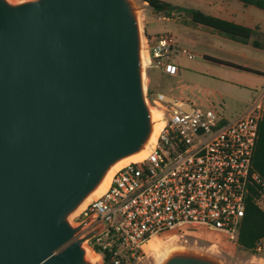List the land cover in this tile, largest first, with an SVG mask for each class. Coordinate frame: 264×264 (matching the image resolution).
Listing matches in <instances>:
<instances>
[{"label": "water", "instance_id": "95a60500", "mask_svg": "<svg viewBox=\"0 0 264 264\" xmlns=\"http://www.w3.org/2000/svg\"><path fill=\"white\" fill-rule=\"evenodd\" d=\"M143 35L132 0H0V264H94L70 216L152 135Z\"/></svg>", "mask_w": 264, "mask_h": 264}, {"label": "built area", "instance_id": "2783aa9c", "mask_svg": "<svg viewBox=\"0 0 264 264\" xmlns=\"http://www.w3.org/2000/svg\"><path fill=\"white\" fill-rule=\"evenodd\" d=\"M144 37L148 66L168 75L180 72L175 56H196L172 34L150 39L144 31ZM147 97L159 115L157 140L73 217L75 226L86 221L75 238L96 230L84 243L97 264L139 262L154 238L186 248L241 249L248 201L264 211V179L253 163L264 94L231 117L160 91ZM243 251L264 264V236Z\"/></svg>", "mask_w": 264, "mask_h": 264}, {"label": "rangeland", "instance_id": "374dc122", "mask_svg": "<svg viewBox=\"0 0 264 264\" xmlns=\"http://www.w3.org/2000/svg\"><path fill=\"white\" fill-rule=\"evenodd\" d=\"M21 1L26 0H14V2ZM132 1L141 16L143 31H147L151 35L155 33L172 34L186 45L188 49L191 45L185 37L187 33L191 31L197 35L205 36V33L201 30H193L184 26L185 16L183 14L177 12L172 16H167L164 13L155 12L148 3L143 2V0ZM165 1L171 3L173 6L202 8L197 5L199 3L196 0ZM231 1L233 5L241 7L243 11L245 10L251 14L254 13L256 18H258L255 22L264 24V10L255 6H248L245 8L240 1ZM163 17L167 19H163ZM205 29L204 31H214L209 28ZM209 36L213 39L211 43L207 44L201 41L193 47L195 51L201 54L200 56L197 55L192 59L183 55L175 56L173 60L181 68L178 75L171 76L161 69L147 66L145 69L146 90L149 91V89H152L153 91H160L170 97L190 101L202 108H213L222 112L227 117L235 116L249 106L252 98L264 94V77L250 71L203 60L202 54L205 52L235 60V58L227 53V50L232 48L233 44L225 43L212 35ZM236 60L241 64L251 66V68L264 69L262 63L259 62L253 63L239 59ZM164 242L169 250L171 248H174V250L179 248V246L170 241ZM149 246L150 245L146 246V256H144L141 261L135 262L134 264H162L165 261V256L161 258L158 257L156 252ZM191 249L208 254L219 260L222 264H258L252 263L249 254L239 248L234 250L221 248L220 251L196 247ZM163 251L165 250L163 249Z\"/></svg>", "mask_w": 264, "mask_h": 264}, {"label": "trees", "instance_id": "16d2710c", "mask_svg": "<svg viewBox=\"0 0 264 264\" xmlns=\"http://www.w3.org/2000/svg\"><path fill=\"white\" fill-rule=\"evenodd\" d=\"M148 5L157 13H164L167 16H172L175 13L183 14L185 19H189L191 23L195 25H202L205 27L212 28L224 35H227L236 40L246 41L252 36L257 35L259 27L252 28L228 19H224L213 14L207 13L201 9L189 8L185 6H173L171 3L165 0H144ZM245 6H255L259 9L264 10V0H238ZM147 36L152 39L153 36L145 32ZM214 60L215 62L226 64L229 66L236 67L238 69L259 73L260 71L244 67L235 64L230 61L215 57H206ZM149 94L154 93L152 89H149ZM253 163L255 169L260 173L264 179V115L259 126V136L257 139ZM264 236V211L255 204L252 200L247 203L246 215L243 219V224L240 230L239 246L243 250L250 251L255 245L256 241ZM106 261L109 262V257H106Z\"/></svg>", "mask_w": 264, "mask_h": 264}, {"label": "crops", "instance_id": "0c3cea01", "mask_svg": "<svg viewBox=\"0 0 264 264\" xmlns=\"http://www.w3.org/2000/svg\"><path fill=\"white\" fill-rule=\"evenodd\" d=\"M196 1L199 3L197 5L202 7L201 10H203L207 13H210V14H213L215 16H218V17H221L224 19H228L230 21H234L236 23H240V24L252 27V28L259 27L257 30V35L252 36L249 40L242 41V40L233 39V38H231L227 35H224V34L218 32L212 28L205 27L202 25H195V24L191 23L189 19H185L184 23H183L184 26H186L187 28L193 29V30H201L202 32L205 33V36H204V35H197L194 32L190 31L189 33H187L185 35L186 39L189 41V43L191 45L189 49L193 53H195L196 56L197 55L200 56L201 54L199 52L195 51L193 49V47H195L198 44V42H201V41H202V43L203 42L207 43V44L211 43L213 41V39L210 38L209 35H212L213 37L220 39L225 43L233 44L232 48L227 50V53L230 54L231 57L235 58V60H232V59L226 58V57H222V56L219 57V56L211 55V54H208L207 52L202 54L203 60L215 62L214 60H212L210 58H206V57H215V58H219V59H223L226 61L233 62L235 64H238V65H241L244 67L251 68V66L241 64L240 62H238V60H236V59H239V60H244V61H250L253 63L259 62V63H262V65L264 67V24H262L260 22H255L256 19L258 20V18H256L254 13L251 14V13L246 12L245 10L243 11L241 9V7L233 5L231 0H196ZM242 5L245 8L248 7V6H245L243 3H242ZM189 8H191V7H189ZM197 9H199V8H197ZM205 28H209V29H212L214 31H212V32L204 31V30H206ZM158 35H159V33L152 34L153 37L158 36ZM178 41L180 42V44H182L183 46L186 47V45H184L179 39H178ZM215 63H218V62H215ZM219 64H222V63H219ZM222 65H226V64H222ZM226 66H229V65H226ZM231 67H233V66H231ZM234 68H236V67H234ZM253 69H256V70L261 72V74H259V73H255V74H258V75L264 77V69L263 68H253ZM180 71H181V68H180ZM261 95L262 94H260L259 96H261ZM256 98H252V100H250V101L252 102Z\"/></svg>", "mask_w": 264, "mask_h": 264}, {"label": "bare ground", "instance_id": "6f19581e", "mask_svg": "<svg viewBox=\"0 0 264 264\" xmlns=\"http://www.w3.org/2000/svg\"><path fill=\"white\" fill-rule=\"evenodd\" d=\"M9 1L14 2V0H9ZM139 22L141 24V29H142V19H141L140 15H139ZM142 31H143V29H142ZM142 59H143V66H144V68H146L149 65V56H148L146 46H145L144 35H143V40H142ZM151 111H153V116H154L153 120L155 121V125H154V130L152 132V135H151L150 139L148 140V142L146 143V145L140 151H138L134 154H131L129 156H126V157L120 159L119 161H117L109 169V171L107 172L106 176L104 177L102 182L99 184V186L89 196H87V198L80 204V206L71 214L70 220L72 219V217L77 215L82 209H84L86 207V205H88V203L92 199H94L95 197H98L100 194H102L109 187L111 179H112L113 175L116 173V171H118L121 167H123L125 165L140 161L141 159H143L147 155L150 143L157 140L158 135H159V131H160V125L157 122V120L159 119V115L156 112L157 110L152 108ZM149 245H150L149 247H151L156 252V255L160 258L165 256L164 258L166 259L175 251L174 248H171L169 250L167 248V246L165 245V242L161 238L152 239L150 241ZM83 247L86 250V259L89 260L90 262L94 263V264H97L99 258L87 247V245L85 243L83 244ZM163 249L165 251H163Z\"/></svg>", "mask_w": 264, "mask_h": 264}]
</instances>
